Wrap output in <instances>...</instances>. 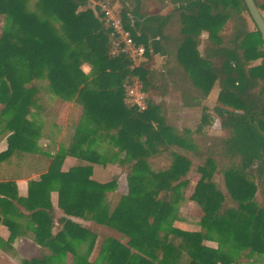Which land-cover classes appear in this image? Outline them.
<instances>
[{"label":"trees","instance_id":"16d2710c","mask_svg":"<svg viewBox=\"0 0 264 264\" xmlns=\"http://www.w3.org/2000/svg\"><path fill=\"white\" fill-rule=\"evenodd\" d=\"M92 1L121 3L126 29L146 50L134 69L128 57L112 55L111 30L91 0H0V226L12 242L15 218H25L42 249L22 264H63L70 254L77 264H255L264 256V39L245 1L168 0V13L149 12L153 0ZM255 2L264 17V2ZM157 56L165 59L161 70L149 67ZM43 79L84 108L71 143L54 155L38 148L33 122ZM133 79L142 84L145 110L127 99L124 86ZM215 86L221 135L204 132L207 116L194 131L179 130L165 97L179 93L184 108L205 109ZM30 156L46 172L31 180L27 197L13 198L2 164ZM70 156L81 164L64 171ZM110 164L129 169L119 200L117 178L93 179L95 167ZM193 170L200 178L189 199L202 215L198 230H185L177 207ZM216 172L226 193L213 182ZM79 221L126 242L106 237L91 262L99 235ZM5 243L0 237V248Z\"/></svg>","mask_w":264,"mask_h":264},{"label":"rangeland","instance_id":"374dc122","mask_svg":"<svg viewBox=\"0 0 264 264\" xmlns=\"http://www.w3.org/2000/svg\"><path fill=\"white\" fill-rule=\"evenodd\" d=\"M157 5L150 4L148 6L149 12H162L168 13L173 10V5H171L167 0V6L161 10V0H153ZM262 0H259V2ZM92 3V2H91ZM118 9H120L121 3L118 2L115 4ZM88 7L94 8L93 4L89 5ZM146 10V9H145ZM2 28V23L0 20V30ZM261 61H258L254 63L255 65L260 64ZM153 62L149 63V67L152 69H157L156 66H152ZM83 69L88 72L90 70V66L86 63L83 64ZM90 73V72H89ZM39 86V95L38 100L41 105V109L37 112H35V118L33 120L34 125L37 129V146L42 149L45 152L53 153V155L61 149H64L65 147L69 146L71 143V140L73 138V132L70 131V126L77 124V122L83 117L84 114V108L82 105L78 104L76 101H65L56 96L52 91H50L48 87V81L46 79L40 80L37 82ZM216 92V93H215ZM217 92H219L218 86H215L211 93V99H208L206 104V108H199V109H186L181 112L182 120L178 123L174 119V113H170V119L174 122L176 127L179 130H191L194 131L195 129L199 128V124L201 123L204 116H207V125L205 128H203L204 132L208 135L213 136H219L221 134V128H220V122L221 120L219 117L215 116L212 113V108L217 103ZM171 103L173 105L180 102L179 97H173L170 99ZM2 106H0V115ZM6 147V141L4 139H1L0 141V151L3 150ZM69 157L65 158L63 161L61 168L63 170H67L72 165L78 163V162H72L68 160ZM193 162L197 165L201 164L200 161L194 160ZM80 164V162L78 163ZM45 163L43 160L37 158L36 156H30L29 158L25 160H18V157H12L10 160L4 162L2 164V175L5 180V182L14 180V179H24L25 180V187L29 186V183L31 180L39 179L40 175L44 172H46ZM128 167L122 168L119 165L110 164L105 168H96L93 173V179L97 182L106 183L111 181L114 178H117L119 181V188L117 191V200L120 199V197L124 194L128 193V180H127V172ZM200 176L199 174L193 170L191 173H189V179L191 182V185L188 189L185 190L186 199L182 201L178 208L179 214L181 215V218L189 225V226H196V224H199L200 217L202 215V208L196 204L195 202H192L189 197L193 193V189L197 181L199 180ZM213 182L217 185V187L224 193L227 191L224 187V182L221 177V175L216 172L213 177ZM15 188V187H14ZM22 188V187H21ZM15 189L14 191H16ZM17 192V191H16ZM21 193V192H17ZM55 200L57 199V195H53ZM259 202H261V198H258ZM111 204H114L115 198L109 199ZM60 215V214H59ZM15 221L19 224V229L17 230V236L10 245L7 244L8 241L4 244L5 247L10 250L3 252H0V264H22L23 260L25 258H33V256H40L42 253V249H38L37 251L30 252L28 254H20L15 250L14 245L18 239H30L34 244H37L35 234L32 230L27 229V220L23 217H17L15 218ZM82 222L85 226L90 227L93 229L99 236H97L98 242H96L95 250L92 254L89 255L90 260H94L96 258L97 252L96 249H98V245L100 242H102L106 237H114L116 239H120L124 242L126 240L120 236L118 233L114 232L113 230L98 226L92 222ZM9 232L7 231L6 227L4 225L0 226V237L8 238ZM17 238V239H16ZM9 240V239H8ZM15 241V242H14ZM29 242V240L27 241ZM18 244V243H17ZM89 242H85L81 246V252L86 253L88 249ZM211 246H217L218 245L215 242H211ZM2 248V247H1ZM260 259V260H259ZM256 260H258V264H264V256H259ZM255 260V261H256ZM63 264H77L76 261H74L73 257H68L65 263ZM238 264H242L241 262ZM244 264H248L245 262Z\"/></svg>","mask_w":264,"mask_h":264},{"label":"built area","instance_id":"2783aa9c","mask_svg":"<svg viewBox=\"0 0 264 264\" xmlns=\"http://www.w3.org/2000/svg\"><path fill=\"white\" fill-rule=\"evenodd\" d=\"M98 8L104 22L111 30V38L113 41L112 55H123L131 59L134 69L144 58L146 50L143 46L135 44L130 31L126 29L125 23L120 15V9L110 1L93 3ZM128 101L138 107L140 110L147 108L143 87L139 80L133 79L124 86Z\"/></svg>","mask_w":264,"mask_h":264},{"label":"crops","instance_id":"0c3cea01","mask_svg":"<svg viewBox=\"0 0 264 264\" xmlns=\"http://www.w3.org/2000/svg\"><path fill=\"white\" fill-rule=\"evenodd\" d=\"M259 1V0H258ZM91 4H93L94 2L91 0ZM260 2H264V0H262V1H260ZM90 4V5H91ZM151 4H152V6H154V4L155 5H157L154 1H152L151 2ZM160 4H161V2H160ZM153 65L152 66H156V65H158V66H156L157 68H158V70H161L162 69V67H163V65H164V63H165V59L163 58V57H160V56H157V57H154V59H153ZM88 65V64H87ZM82 69H83V67H82ZM84 70V69H83ZM91 71V68H90V70L88 71V72H86L85 70H84V72L86 73V74H89V72ZM216 93V92H215ZM218 96H219V92H217V98H216V101L218 100ZM173 97H179V99H180V102H178L177 104H175V105H173L172 103H171V98H173ZM209 99H211V96H209ZM156 101H161V99L159 98V99H156ZM165 101H166V103H167V105L170 107V111L171 112H173L174 113V119H175V121L176 122H180L181 120H182V115H181V112L183 111V110H186V109H188V110H190V109H199V108H184L183 106H182V104H183V100H182V98H181V96H180V94L178 93V94H170V95H167L166 97H165ZM40 104V103H39ZM42 107H41V105H40V109H41ZM39 109V110H40ZM38 110V111H39ZM84 110V109H83ZM36 112H37V110H36ZM80 121H81V119L77 122V124H75V125H72V126H70V131L71 132H73V137H74V135H75V130H76V127H77V125H79V123H80ZM221 135V134H220ZM219 135V136H220ZM5 141V140H4ZM39 148V147H38ZM6 149V147L3 149V150H1L0 152H2V151H4ZM69 161H72V162H80V161H78L76 158H74V157H69V159H68ZM78 163H76V164H74V165H72L71 167H69L67 170H64V171H69L72 167H74V166H76V165H79ZM80 164H81V162H80ZM96 168H103V167H95L94 168V171H95V169ZM96 181V180H95ZM24 183H25V180L24 179H21V178H18V179H14V180H11V181H8L7 182V184H8V187H7V189H8V193H10L12 196H13V198L15 197H27L28 196V190H29V186H26L25 187V185H24ZM100 183H102V182H100ZM15 187V188H14ZM22 187V188H21ZM15 189H17L16 191L17 192H21L20 194L19 193H17L16 191H14ZM54 195V194H53ZM53 198H54V196H53ZM56 198V197H55ZM55 198H54V200H55ZM80 222V221H79ZM82 223V222H81ZM83 224V223H82ZM179 224V226L182 228V229H185V230H198L199 229V224L197 225L196 224V226H189L183 219H181V221H180V223H178ZM6 227V226H5ZM6 229H7V231L9 232V236H8V238H4V241L6 242V241H8V239L10 238V231H9V229L6 227ZM27 229H28V224H27ZM17 239V238H16ZM29 240V242H27ZM9 242V241H8ZM15 242V241H14ZM211 242H215V241H209V242H207L206 244H207V246H209V247H212V248H217V246H211ZM18 243V244H17ZM217 245H218V243L217 242H215ZM14 245H16L15 247V250H17V252H19L20 254H28V253H30V252H33V251H37L38 249H41V247L38 245V244H34L33 242H32V240H30V239H23L22 237H21V239H18L17 241H16V243L14 244ZM4 250H6V251H10V250H8L5 246H3L2 248H0V252H3ZM96 252H97V255H96V258H97V256H98V249H96ZM41 255V254H40ZM72 257V255L70 254V255H68V257ZM34 257H38V256H33V258ZM95 258V259H96ZM25 259H28V258H25ZM31 259V258H30ZM68 259V258H67ZM66 259V260H67ZM95 259L92 261V260H90L91 262H94L95 261ZM260 260V259H259ZM255 264H258V260H256V262H255Z\"/></svg>","mask_w":264,"mask_h":264},{"label":"water","instance_id":"95a60500","mask_svg":"<svg viewBox=\"0 0 264 264\" xmlns=\"http://www.w3.org/2000/svg\"><path fill=\"white\" fill-rule=\"evenodd\" d=\"M244 1L254 23L258 27V30L260 31L264 39V17L262 16L255 0H244Z\"/></svg>","mask_w":264,"mask_h":264}]
</instances>
